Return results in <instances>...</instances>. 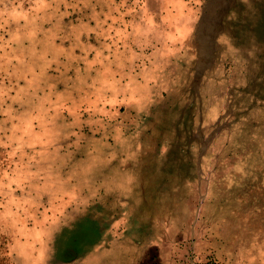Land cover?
Instances as JSON below:
<instances>
[{"label": "rangeland", "instance_id": "obj_1", "mask_svg": "<svg viewBox=\"0 0 264 264\" xmlns=\"http://www.w3.org/2000/svg\"><path fill=\"white\" fill-rule=\"evenodd\" d=\"M0 264H264V0H0Z\"/></svg>", "mask_w": 264, "mask_h": 264}]
</instances>
